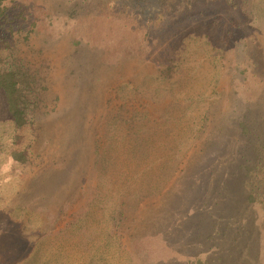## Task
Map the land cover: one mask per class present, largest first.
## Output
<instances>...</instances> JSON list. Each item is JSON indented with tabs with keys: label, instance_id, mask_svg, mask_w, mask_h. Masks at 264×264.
Here are the masks:
<instances>
[{
	"label": "rangeland",
	"instance_id": "1",
	"mask_svg": "<svg viewBox=\"0 0 264 264\" xmlns=\"http://www.w3.org/2000/svg\"><path fill=\"white\" fill-rule=\"evenodd\" d=\"M2 3L0 264H264V0Z\"/></svg>",
	"mask_w": 264,
	"mask_h": 264
},
{
	"label": "trees",
	"instance_id": "2",
	"mask_svg": "<svg viewBox=\"0 0 264 264\" xmlns=\"http://www.w3.org/2000/svg\"><path fill=\"white\" fill-rule=\"evenodd\" d=\"M6 16V9L0 0V20ZM0 61H5V67L0 69V94L5 98L7 120L16 129H24L30 123V117L38 109L37 95V79L36 76L23 64H21L15 56L10 53L9 56H2L0 52ZM244 132L248 130L245 125ZM260 149V145H258ZM14 161H27L26 152L13 151L11 155ZM256 164H258L256 162ZM259 166L256 167L258 169ZM250 170V168H248ZM251 171V170H250ZM245 184V183H244ZM248 190L251 189L252 182L246 181ZM253 193H249L248 200L253 201ZM223 259L220 257L218 261ZM197 264H206V262L198 258ZM257 264V263H256Z\"/></svg>",
	"mask_w": 264,
	"mask_h": 264
}]
</instances>
